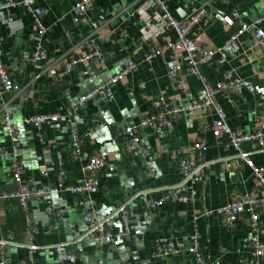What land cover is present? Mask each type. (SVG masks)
Wrapping results in <instances>:
<instances>
[{
  "label": "crops",
  "instance_id": "obj_1",
  "mask_svg": "<svg viewBox=\"0 0 264 264\" xmlns=\"http://www.w3.org/2000/svg\"><path fill=\"white\" fill-rule=\"evenodd\" d=\"M76 1L37 0L34 4L47 12L42 17L47 27L42 40L47 59L40 63L31 62L35 46L31 38L35 29L32 16L16 6L10 12L16 20L14 28L0 23L4 64L12 81L21 88L19 93H6L0 83V196L19 187L11 175L12 140L1 123L6 113L17 130L24 179L31 191L57 187L61 172L66 174V184H82L83 165L91 156H99L106 163L98 174L99 191L47 195L32 200L26 211L17 200L0 198V242L4 243L0 264H58L56 245H64L78 255L75 263L63 264H98L100 260L103 264H196L188 251L194 215L201 253L211 264H264V259L258 258L252 248L249 214L244 213L234 227L228 226L223 217L206 214L229 203L233 196L262 194L252 170L237 158L228 138L217 141L205 130L204 126L214 119L212 108L183 113L170 131L159 133L139 128L142 150L126 151V127L147 117L154 110V101L164 98L169 106L187 104L202 89V80L197 76L185 75L181 84L172 83L161 58L142 62L155 45V41L143 38V23L138 15L146 0H95L88 13L78 20L73 12ZM167 4L176 18H181V12L189 13V5L206 6L203 22L208 43L213 47L224 46L238 27L237 23L232 27L225 25L221 17L233 10L249 23L264 16V0H167ZM99 14L106 16L105 22L98 21ZM176 37L173 30L164 31L156 42L165 45ZM88 41L106 56L105 63L94 58L64 74L69 56L85 54ZM238 44L237 50L232 46L225 48L228 66L217 67L212 63L202 66L200 71L214 87L224 80L230 66L237 69L243 82L241 94L233 104L223 96L220 101L230 127L252 133L264 122V40L258 41L248 33ZM130 59L139 62L138 71L113 88L115 96L111 101L97 97L78 103L80 96L120 72ZM182 67L184 70L186 64ZM74 107L77 109L72 122L63 118L45 127L42 137L24 123L35 114L64 115L67 108ZM71 126L77 128L81 138V155L76 159L72 154ZM199 138L207 144L201 156L193 148ZM243 149L256 166L264 168V149L251 144ZM186 159L206 164L205 180L197 186L195 201L166 203L149 212L147 200L158 199L180 184V163ZM120 208H125L130 217L129 234L101 243L98 235L89 231L83 215H99L116 233L123 230L117 214ZM259 216V238L264 243V205ZM162 237L179 245L182 251L167 259L153 258L154 243Z\"/></svg>",
  "mask_w": 264,
  "mask_h": 264
},
{
  "label": "built area",
  "instance_id": "obj_2",
  "mask_svg": "<svg viewBox=\"0 0 264 264\" xmlns=\"http://www.w3.org/2000/svg\"><path fill=\"white\" fill-rule=\"evenodd\" d=\"M36 1L4 0L0 4V23L7 28L12 29L16 25V20L10 13L16 6L23 7L34 19L35 29L31 35L32 40L35 42L31 57L32 63H40L47 59V53L42 45L43 37L47 33V27L44 26L42 17L47 12L42 7H36L34 5ZM94 2L95 0H77L73 7L75 20L87 14ZM189 6L191 7L189 13L181 12V18H176L170 13L167 0H146L144 7L139 10L138 15L140 21L143 23V38L147 41H155V45L150 48V51L144 56L142 62L146 61L151 63L155 59L161 58L164 61L167 75L172 83L181 84L182 78L185 75L197 76L202 80V89L198 92L197 98L187 104L169 106L164 98L154 101L152 104L154 110L147 117L141 119L137 124L126 127V151L129 153H137L142 150L138 136L139 128H149L159 133L170 131L183 113L195 112L204 107L212 108L214 119L210 125L204 126L205 130L210 131L217 141H220L224 137L228 138L229 147L234 149L237 158L252 170L253 175L262 189V194L259 197L249 194L233 196L229 203L215 210H208L206 214H216L217 216L223 217L226 224L230 227H234L236 221L244 213L249 214L248 224L253 233L252 248L258 258L264 259V243L260 241V230L258 226L259 214L264 205V168L256 166L250 159L248 153L243 149V146L247 144L264 149V122L260 123L252 133L233 130L228 123V115L220 98L223 96L229 104H233L235 103V98L241 94L243 82L242 78L237 75V69L230 66L224 74V80L218 82L214 87L206 82L200 71L202 66L212 63L217 67L228 66L230 61L225 56V48L232 46L237 50L239 48L238 42L245 34H253L258 41L264 40V29L262 27L264 16H259L249 23L242 20L241 14L238 11L233 10L230 15L221 17L220 20L225 25L232 27L237 23L238 27L235 32L230 34L224 46L213 47L208 43V38L205 33L206 24L203 22L207 16L206 6ZM5 13L7 14L6 16ZM105 20L106 16L99 14L98 21L105 22ZM170 30L176 33V39L166 42L165 45L157 44L158 35ZM86 46L88 51L85 54L69 56L64 65V74H69L74 66L80 63H86L94 58L98 59L102 64L105 63L106 56L97 50L91 41L86 42ZM3 56L4 52L0 48V83L6 93H19L21 88L12 81L8 74ZM183 58L185 62H183ZM184 63L186 67L183 70L182 65ZM138 66L139 62L135 59L128 60L120 72L111 76L98 87L80 96L78 103L91 101L97 97L103 101H111L115 96L113 88L117 84L122 83L129 75L137 72ZM76 109V107L67 108L64 115L57 113L35 114L26 118L24 123L32 126L39 132V137H42L43 128L52 126L63 118L67 122H72V117ZM1 123L12 140L14 160L11 165V175L19 187L13 192L1 194L0 198H13L26 211L30 207L32 200H40L47 195L59 192H67L70 194L98 193L100 186L98 174L106 165L105 160L99 156L89 157L83 165L84 181L82 184L77 186L66 184V174L61 172L57 187L31 191L29 183L24 179V167L18 151L19 143L16 140L17 130L10 114L6 113ZM69 134L73 144V157L75 159L80 158L81 138L77 128L71 126ZM206 147V141L199 138L193 148L201 156ZM205 169L206 164H197L194 160L190 159L182 160L180 163L182 181L180 184L169 188L158 199L147 200L146 207L149 212H155L166 203L188 204L194 202L197 196V186L205 180ZM42 170L46 172L47 168H42ZM47 210L50 211V208ZM117 214L121 217L123 230L116 233L107 227L105 221L99 215L92 216L91 214H84L83 221L89 227L90 232L98 235L101 243L115 238L122 239L129 234L130 217L125 208H120ZM196 220L197 216L194 215V232L191 235V246L188 251L195 259L196 264H211L201 253L200 233L196 225ZM3 249L4 243L0 242L1 254ZM54 250L58 264L75 263L78 260V255L69 252L64 245H56ZM181 251L182 249L179 245L170 243L167 238L162 237L155 241L152 257L155 259H167ZM98 264H103V261L100 260Z\"/></svg>",
  "mask_w": 264,
  "mask_h": 264
},
{
  "label": "snow or ice",
  "instance_id": "obj_3",
  "mask_svg": "<svg viewBox=\"0 0 264 264\" xmlns=\"http://www.w3.org/2000/svg\"><path fill=\"white\" fill-rule=\"evenodd\" d=\"M262 91H264V90H262Z\"/></svg>",
  "mask_w": 264,
  "mask_h": 264
}]
</instances>
